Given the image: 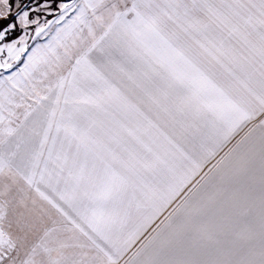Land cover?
I'll list each match as a JSON object with an SVG mask.
<instances>
[{
    "label": "snow or ice",
    "instance_id": "snow-or-ice-1",
    "mask_svg": "<svg viewBox=\"0 0 264 264\" xmlns=\"http://www.w3.org/2000/svg\"><path fill=\"white\" fill-rule=\"evenodd\" d=\"M0 264H264V0H0Z\"/></svg>",
    "mask_w": 264,
    "mask_h": 264
}]
</instances>
